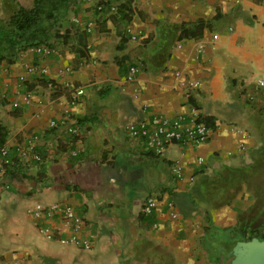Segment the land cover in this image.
<instances>
[{
  "label": "crops",
  "instance_id": "obj_1",
  "mask_svg": "<svg viewBox=\"0 0 264 264\" xmlns=\"http://www.w3.org/2000/svg\"><path fill=\"white\" fill-rule=\"evenodd\" d=\"M98 1L78 0L80 24L71 19L86 34L84 56L57 40L27 49L0 78V264H230L234 241L264 239V0H111L104 14ZM3 2L14 11L34 0ZM120 5L132 11L119 27L125 42L111 17ZM198 24L199 35L180 38ZM28 65L51 82L35 84ZM192 109L211 129L200 145L157 156L128 133L129 123ZM150 198L156 206L144 213ZM53 203L84 218L90 251L59 242L70 236L61 218L36 217Z\"/></svg>",
  "mask_w": 264,
  "mask_h": 264
},
{
  "label": "built area",
  "instance_id": "obj_2",
  "mask_svg": "<svg viewBox=\"0 0 264 264\" xmlns=\"http://www.w3.org/2000/svg\"><path fill=\"white\" fill-rule=\"evenodd\" d=\"M81 3H91L93 0H79ZM102 8L101 4L98 2L95 5V9L100 11ZM73 22L80 24V19L75 18ZM92 29V23H86L84 30L89 32ZM10 65L0 63V78L9 73ZM26 72L31 75H38L41 78L42 69L37 66L28 65L26 67ZM139 69L137 67H131L129 69L130 78H133ZM177 76H180L179 72H176ZM26 80L24 77L20 78V85ZM198 81L192 80L188 82L190 88H196L198 86ZM19 85V86H20ZM256 86L264 89V78H260L256 81ZM68 84H65V88ZM75 95L77 93H82V90L77 89L74 91ZM71 96L65 102V105L69 107L74 103L76 96ZM29 98V93L24 95V99L27 102ZM63 98L61 95L58 101ZM13 106H18L19 102L15 101L12 103ZM50 126L56 127L57 122L51 121ZM127 130L131 138L136 140H142L146 147L152 149L153 153L157 156H163L170 144L178 145H200L208 140L210 137L211 129L205 123L200 114L192 109L189 116H176L174 118H169L164 115H154L150 118L148 122H141L139 124L129 123L127 125ZM36 139V137H34ZM33 147V146H31ZM30 147V148H31ZM197 162L202 164L203 158L197 157ZM8 165L7 160V149L4 145H0V176L4 173ZM172 172L175 177L179 178L182 175V167L178 162L172 165ZM156 206V200L150 198L146 201L143 206L144 213H150L151 209ZM43 212L45 217L48 219L59 217L64 221V223L70 228V236L68 238H61L59 242L61 244H75L81 246L84 250L90 251L92 249V242L88 236L82 237L80 233L84 230L86 222L84 218L79 215L75 209L67 204L53 203L49 206L38 205L35 209V215L38 217L40 213ZM172 216L176 217V213L172 212ZM39 233L48 239H51L55 233L49 228H39Z\"/></svg>",
  "mask_w": 264,
  "mask_h": 264
},
{
  "label": "trees",
  "instance_id": "obj_3",
  "mask_svg": "<svg viewBox=\"0 0 264 264\" xmlns=\"http://www.w3.org/2000/svg\"><path fill=\"white\" fill-rule=\"evenodd\" d=\"M77 3L78 0H34L32 7L18 6L14 11L6 6L11 14L6 20L0 21V63L11 65L27 49L40 45L52 47L57 40L63 44L73 40L72 50L84 56L85 45L79 47L77 44L79 41L83 42L86 34L79 32L77 26L68 22L71 16L77 15ZM98 4H101L102 8L97 12L103 14L110 12L111 0H100ZM118 8L120 11L111 17L119 29L122 24L125 25L131 20L132 11L121 5ZM201 28L202 25L198 24L194 30L182 29L180 38L197 36ZM118 32L121 42L127 41L129 37L124 28L122 27ZM33 82L46 86L51 80L41 77L35 78ZM22 84L25 89L30 88L28 87L30 82L25 81ZM206 122L208 123L209 119H206ZM6 135L4 128L0 126V145L4 143ZM251 238V236L248 237V239Z\"/></svg>",
  "mask_w": 264,
  "mask_h": 264
},
{
  "label": "water",
  "instance_id": "obj_4",
  "mask_svg": "<svg viewBox=\"0 0 264 264\" xmlns=\"http://www.w3.org/2000/svg\"><path fill=\"white\" fill-rule=\"evenodd\" d=\"M230 264H264V239L238 240L231 249Z\"/></svg>",
  "mask_w": 264,
  "mask_h": 264
},
{
  "label": "rangeland",
  "instance_id": "obj_5",
  "mask_svg": "<svg viewBox=\"0 0 264 264\" xmlns=\"http://www.w3.org/2000/svg\"><path fill=\"white\" fill-rule=\"evenodd\" d=\"M3 1H8V0H0V5H1V8H0V13H1L0 14V21L6 20L7 19V15L9 13L8 9H6L7 7L4 8V2ZM16 4H19V2L17 1ZM73 17L74 16L70 17V20L68 21L69 23H71V19H73Z\"/></svg>",
  "mask_w": 264,
  "mask_h": 264
}]
</instances>
